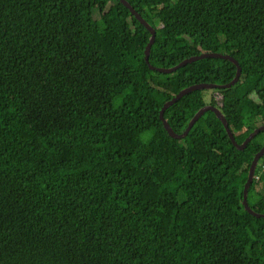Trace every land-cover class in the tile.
Returning a JSON list of instances; mask_svg holds the SVG:
<instances>
[{"label":"trees","instance_id":"obj_1","mask_svg":"<svg viewBox=\"0 0 264 264\" xmlns=\"http://www.w3.org/2000/svg\"><path fill=\"white\" fill-rule=\"evenodd\" d=\"M127 1L151 65L242 67L170 107L174 132L206 105L238 144L264 124V0ZM150 37L120 0H0V264H264L243 205L264 132L240 151L212 111L183 139L160 119L237 66L160 73ZM248 203L264 214V157Z\"/></svg>","mask_w":264,"mask_h":264},{"label":"water","instance_id":"obj_2","mask_svg":"<svg viewBox=\"0 0 264 264\" xmlns=\"http://www.w3.org/2000/svg\"><path fill=\"white\" fill-rule=\"evenodd\" d=\"M120 1H121V3L123 5H125L130 10L132 15L135 16L137 18V20H139L147 28V30L150 32L151 37H150V40H149L148 45H147L146 50H145V60H146L147 64L149 65V67L152 70H157L158 72L164 73V74H170V73L176 72L177 70H179L181 68L186 67L189 64H192L194 62H197V61L203 60V59H207V58H217V59L227 60V61H230V62L234 63L237 66L236 77L230 83L224 84V85H217V84H214V83H202V84L193 85V86L187 87L186 89H183L177 95H175L170 101L166 102L163 105V108H162V110L160 112V119L163 122L164 128L169 133L170 137H172L173 139H183V138H185L190 133L192 128L195 126V124L208 111H212V112H214L216 114L218 119H220V121L223 123V125H224V127H225V129L227 131V134H228L230 140L232 141L233 145L240 151H244L247 148L248 144L257 135H259L261 132H264V124H263L260 127L256 128L247 137V139L242 144H238V142L236 141L235 134L233 133L232 129L230 128L227 119L222 114L220 109L215 107V106H213V105H206L202 109H200L196 113V115L192 118V120L190 121L188 127L186 128V130L182 134H177L176 132H174V130L172 129V127L170 126V124L168 123V121L165 118V112L170 107H172L174 104H176L184 96H186V95H188V94H190V93H192L194 91H198V90H213V89H230V88L234 87L240 81V78H241V75H242V67H241L239 61L236 58H234L231 55L222 54V53H203L201 55L193 56L191 58L185 59L184 61L179 63L177 66L172 67V68H160V67H155V66L151 65L150 64V53H151V48L154 45L155 40L157 38L156 30L142 17V15L139 12H137L135 10V8L127 0H120ZM263 157H264V146L255 155V157H254V159L252 161V164H251L250 169H249L248 179H247V182L245 184L244 192H243V205H244L246 211L250 215H252V216H254L256 218H264V214L257 213L250 207V205L248 203V195H249V190H250V188H251V186L253 184L254 178H255V173H256V169L258 167L259 161Z\"/></svg>","mask_w":264,"mask_h":264},{"label":"rangeland","instance_id":"obj_3","mask_svg":"<svg viewBox=\"0 0 264 264\" xmlns=\"http://www.w3.org/2000/svg\"><path fill=\"white\" fill-rule=\"evenodd\" d=\"M231 43H229V45H230ZM206 99H207V101H209V93H206ZM186 219V223H188L189 224V221H190V218H189V215H187V217L185 218Z\"/></svg>","mask_w":264,"mask_h":264}]
</instances>
